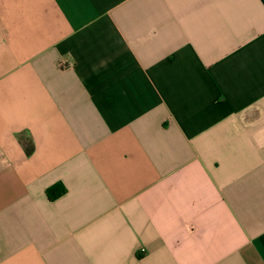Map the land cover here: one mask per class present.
I'll return each mask as SVG.
<instances>
[{"label": "crops", "instance_id": "crops-1", "mask_svg": "<svg viewBox=\"0 0 264 264\" xmlns=\"http://www.w3.org/2000/svg\"><path fill=\"white\" fill-rule=\"evenodd\" d=\"M0 264H264V0H0Z\"/></svg>", "mask_w": 264, "mask_h": 264}, {"label": "trees", "instance_id": "trees-1", "mask_svg": "<svg viewBox=\"0 0 264 264\" xmlns=\"http://www.w3.org/2000/svg\"><path fill=\"white\" fill-rule=\"evenodd\" d=\"M65 186L61 183H56L47 189V195L51 200H54L66 192Z\"/></svg>", "mask_w": 264, "mask_h": 264}]
</instances>
